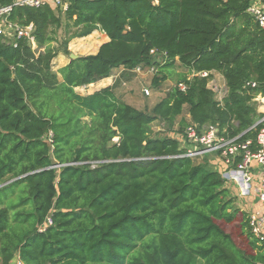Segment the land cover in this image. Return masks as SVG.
Here are the masks:
<instances>
[{
    "label": "trees",
    "instance_id": "trees-1",
    "mask_svg": "<svg viewBox=\"0 0 264 264\" xmlns=\"http://www.w3.org/2000/svg\"><path fill=\"white\" fill-rule=\"evenodd\" d=\"M250 1L13 8L7 20L31 25L43 50L0 38V264H264V242L234 207L221 174L204 156H184L180 144L188 127L200 133L217 125L241 141L257 135L252 99L264 94V30L246 13ZM61 29L66 44L95 31L108 41L54 72L51 44ZM151 50L165 54L164 64ZM176 64L186 72L179 81L186 93L170 87L148 111L116 96L119 80L90 95L75 92L114 69L127 77L148 66L157 67L150 85L158 91ZM203 71L223 77L221 102L206 79L186 80ZM157 121L178 138L153 135ZM48 217L51 225L40 230Z\"/></svg>",
    "mask_w": 264,
    "mask_h": 264
},
{
    "label": "built area",
    "instance_id": "built-area-1",
    "mask_svg": "<svg viewBox=\"0 0 264 264\" xmlns=\"http://www.w3.org/2000/svg\"><path fill=\"white\" fill-rule=\"evenodd\" d=\"M48 5L53 8H59L62 12L67 8V0H15L8 6L0 5V38L5 43L11 44L14 48L17 46L19 39L27 40L32 49L36 48L34 38L32 36V26L20 27L10 23L7 18L15 7L37 8ZM246 13L257 24L258 28L264 30V0H251ZM149 55L155 60L165 58V54L151 50ZM134 74L142 72L141 67H136ZM154 73V71H150ZM214 72H198L187 76L189 81L193 76L204 78L207 80V88L215 94V100L222 101L225 95V85H220L214 77ZM219 75V74H218ZM256 83L247 82L246 89H255ZM174 87L182 93H186L188 86L186 82H178ZM149 95L148 89L143 92ZM252 102L257 105L258 120L251 129L257 130L254 140L241 141L240 135L235 137L223 136L217 125L206 126L200 133H197L194 127H188L184 131V136L180 141L182 149L186 151L184 156L192 158H202L206 154L214 153L218 155L220 165L226 170L239 173L242 182L249 185L252 181L253 174L259 177L258 201L260 203V211L249 216V225L252 234L259 242H264V94L258 93L253 96ZM51 225L49 217L45 220L40 230H44ZM13 264H23L17 258Z\"/></svg>",
    "mask_w": 264,
    "mask_h": 264
},
{
    "label": "crops",
    "instance_id": "crops-1",
    "mask_svg": "<svg viewBox=\"0 0 264 264\" xmlns=\"http://www.w3.org/2000/svg\"><path fill=\"white\" fill-rule=\"evenodd\" d=\"M108 41V38L105 36V34L95 31L91 35L85 37V38H80V39H75L74 43L70 47H79L84 51H90V53L87 54H82V56H88V55H94L97 53L99 47L106 43ZM42 48H35L34 50H38ZM69 50V48H67ZM73 50H69V53L67 55V60L64 58L62 54H58L57 57L53 60L55 64H52L53 66L55 65L56 67V72L61 69L65 68L69 63V55L72 54ZM80 56L79 54H75ZM158 61V60H156ZM156 67H145L141 68L142 72L140 74H134L132 72L128 73V77L132 80H136L138 77L141 79H145V77H148L150 75V71L156 72ZM53 69V67H52ZM54 70V69H53ZM123 68H117L112 71V75L107 78L103 79L100 82H97L95 84H91L86 87H79L75 88L76 91H84V90H89L87 94H83V96L90 95L94 92L100 91L106 87H111L116 80H119V84L122 83V79L124 76H121L123 74ZM186 73V72H185ZM60 76V75H59ZM186 76H189L187 74ZM215 79H217V82L220 84L221 83V76L218 74H214ZM118 84V86H119ZM124 85V83H122ZM224 85V84H220ZM118 86L115 90V94L117 97H119L123 102L127 103L128 105L135 107V104H141L143 103V99L138 97L135 98L134 94L132 96L130 95H124L122 92L119 91ZM93 89V91H90V89ZM168 90V88L165 90V92ZM77 93V92H76ZM80 95V94H79ZM157 99L153 101L151 104H149V109L157 102L159 101L164 95L162 92H158L157 94ZM137 109V108H136ZM216 156V157H215ZM215 156H210L206 154L204 157L207 159L208 163L210 166L213 168L214 171L218 172L221 174L222 178L225 181V187L229 190L231 196L235 197V201L233 203L235 208L241 209L242 211L246 212L249 216L253 213H257L260 211V203L258 201V185H259V177L257 174H253L252 181L249 185L244 184L242 182V177L239 173L233 172V171H228L225 168H223L220 165V160L218 155L215 154Z\"/></svg>",
    "mask_w": 264,
    "mask_h": 264
},
{
    "label": "rangeland",
    "instance_id": "rangeland-1",
    "mask_svg": "<svg viewBox=\"0 0 264 264\" xmlns=\"http://www.w3.org/2000/svg\"><path fill=\"white\" fill-rule=\"evenodd\" d=\"M60 15V13H59ZM66 40V36H65V31L63 29L59 30L58 31V35H57V43H52L51 46L52 47H55L57 50H58V54H62L64 56V58L67 60V54L69 52V50H73L72 54H79L80 56L82 54H87V53H90V51H84L82 50L81 48H79L78 46L77 47H70L75 39H72L68 42V44H66L65 42ZM66 44V45H65ZM66 48H69L68 52L66 50ZM42 49H38L37 51H42ZM55 61V60H54ZM54 61H52V64H55L53 63ZM158 63L160 64H164L163 61H161L160 59L157 61ZM156 66H158V64H156ZM53 71L56 72V67L55 65L53 66ZM148 67H152V66H148ZM157 70V67L155 68ZM156 72L152 73L150 72L148 75V77H145V79H141L140 77H138L136 80H132L130 79L128 76L127 77H123L122 79V83H124V85H122V83L119 84L118 86V89L120 92H122L124 95H130L132 96L134 94L135 98H141L143 99V103L141 104H135V107L138 109V110H141V111H148L150 110L149 109V104H151L153 101H155L158 97H157V93L158 92H162L163 95L166 93L165 90L167 88H170V87H173L176 83H178L180 80H181V76H184L185 74V70L179 66V64H176L174 69H170L166 75L168 76L169 80H167L166 82L162 83V87L160 90H154L151 88V85H150V81H151V78L152 76L155 74ZM221 76V75H220ZM58 79L61 80V77L58 75ZM220 84H224L225 85V82H224V79L223 77L221 76V83ZM144 89H148V92H149V95L146 96L143 92H144ZM94 88L90 89V91H93ZM77 94H80V95H83L84 92L83 91H76ZM158 102V101H157ZM156 102V103H157ZM257 109V105L255 104L254 105ZM258 114V113H257ZM187 115V107H184V111H183V118L185 119V116ZM258 120V118H257ZM151 129H152V133L153 135H160L161 137H164L166 135H170L172 137H176L178 138V136L175 134V128L172 129L171 132L168 131V128L165 127V126H162V124L160 122H154L152 125H151ZM116 141V140H115ZM211 156H215L214 153H210ZM210 154H207L208 157L210 156ZM216 157V156H215Z\"/></svg>",
    "mask_w": 264,
    "mask_h": 264
},
{
    "label": "water",
    "instance_id": "water-1",
    "mask_svg": "<svg viewBox=\"0 0 264 264\" xmlns=\"http://www.w3.org/2000/svg\"><path fill=\"white\" fill-rule=\"evenodd\" d=\"M81 56L75 55V54H70L69 55V60H77L79 59Z\"/></svg>",
    "mask_w": 264,
    "mask_h": 264
}]
</instances>
